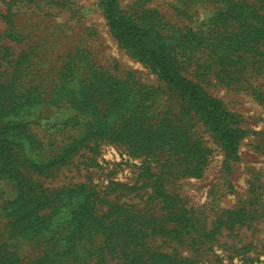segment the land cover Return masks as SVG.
<instances>
[{
    "label": "rangeland",
    "instance_id": "rangeland-1",
    "mask_svg": "<svg viewBox=\"0 0 264 264\" xmlns=\"http://www.w3.org/2000/svg\"><path fill=\"white\" fill-rule=\"evenodd\" d=\"M227 1L116 3L176 74L220 102L241 135L233 155L111 32L100 0H0V84L13 78L34 101L21 117L2 120L26 124L33 141L1 131L0 148L10 143L17 152L14 138L23 144L18 170L37 190L84 185L102 201L78 196L36 208L32 201L42 199L0 160V264H160L157 254L175 263L264 264V42H247L264 37H252L257 28L243 33L264 22V0H243L255 6L248 25ZM159 126L168 130L152 145L157 138L148 141L144 130ZM77 144L67 165L43 169ZM106 202H124L150 225L179 208L190 229L171 221L168 234L146 239L145 251L127 233L108 242L93 226L71 238L82 211L105 213Z\"/></svg>",
    "mask_w": 264,
    "mask_h": 264
},
{
    "label": "trees",
    "instance_id": "trees-1",
    "mask_svg": "<svg viewBox=\"0 0 264 264\" xmlns=\"http://www.w3.org/2000/svg\"><path fill=\"white\" fill-rule=\"evenodd\" d=\"M100 2L103 8L104 18L111 32L119 40H121L129 48H131V50L133 51L132 53L140 62L146 64L151 69L156 71L159 79L164 84H166L171 91L179 95L184 104L203 121V123L212 132L213 136L223 145L228 155L235 154L241 135L231 130L227 126V123L230 120V115L225 111L220 102L209 97L198 84H195L188 79L176 74L167 58L163 54H159L156 50L148 45L141 29L129 22L121 15V12L117 7L116 0H100ZM227 2H229L232 6H236V8L241 11L240 13L243 17V25H248V23H246L245 21L249 15L256 14L253 10L255 6L248 3L246 4L243 0H228ZM257 17L261 18L260 16ZM260 23L264 24V22ZM260 23H257L256 25H248L247 29L243 30V33H249L250 28H252L253 30L257 28V30L254 31L255 33L252 37L258 36L257 38H259V35L264 37V34L261 33L264 32V29L261 30ZM247 42L250 45H255V43L262 44L264 41L253 40L252 38ZM262 49L264 52V46H262ZM16 74L17 73L15 72L14 75ZM13 84V78L6 86H3L2 83L0 84L1 121L6 118H10V116L16 118L21 117V115L24 114L23 110H26L25 107H31V105L34 104V101L30 100L29 91L21 93ZM119 94L121 97H123L124 95V93L121 92H119ZM121 97L113 98L111 101V105L117 107V104H120L122 101ZM11 121L13 120L9 119L6 121H2L4 124H0V132H11L13 137H15L17 134L18 136L24 135L26 140H29L30 142L33 141L34 136L28 132L26 124L21 123L15 125L14 123L11 124ZM109 127L112 128L113 125L110 124ZM167 130L168 129L165 126H159L157 131L147 129L144 130V132L146 134L145 137H147L148 141L152 137L157 138L158 142H149L153 145L159 142L162 143L165 131ZM13 142L15 144V148L18 149L17 152H14L11 144L7 143L5 146H2V148H0V160L3 164L4 169H6V173H8L16 182L20 183L19 186L21 188H30L29 190L32 199H38L39 201H41L42 199V202H34L33 200L32 205L34 207L39 208L42 205H48L49 207H52V209H55L59 207V204L68 201L66 199H75L78 196L89 199L90 197L96 195L95 200H97V203L100 204L102 202L101 199L98 198V194H96V191H94L93 188H87L84 185H79L71 189L59 188L48 190L38 187L37 190V188H34L36 186L34 182H31L26 177V175L22 174L21 171L18 170L19 167L23 166L22 161L25 160V152L23 151L24 146L23 144L17 143L15 141V138ZM165 142L168 143L166 140ZM164 143L162 145H164ZM31 144L33 145V143ZM7 146H9V148ZM82 146V144H77V146L74 148L70 147L68 150H64L63 154L58 155V158H55L56 161L54 159L50 160L53 162L47 161L43 169L53 170L54 168V170H57L61 166L67 165L72 157L77 154L78 149ZM19 149L21 152H19ZM43 166L35 165L34 169ZM112 184L117 185L116 182H112ZM37 192L41 193V195L38 194L39 198L35 196ZM106 204L108 210L105 213L99 211L98 206H96L95 209L93 207L84 209L82 211L81 218L77 221L80 228L76 230L75 234L71 238L77 239L76 237H78V234H80L82 230H87L88 226H93L94 228H98L101 231L103 237L107 238L106 241H108L109 238H116L115 233H117L118 231L121 232V235H125L127 233L131 235L130 242H135L138 245H141V249H143V246L145 251L146 239H148L150 235L165 236L166 234H168V232H165V224H168L171 221L176 223L179 227H182L181 231H183L184 228L187 230L190 229L189 222L191 221V219L186 217L184 212H180L179 208L170 210L169 214H166L160 219H152V222L154 221V223L153 225H150V220L143 221L140 216L138 217V214H133V212L129 210L130 206L125 204L124 202L121 204L116 202H106ZM170 208H173L172 203L168 207V209ZM58 214L59 212L57 211V215ZM129 216H133L136 219H131L129 218ZM35 219L38 220L37 216H35ZM72 227L74 226H71V228ZM110 230H112V233L108 235L107 233ZM108 242H110V240ZM158 256L162 257V255L157 254V262H159L160 264H189L187 261H183L182 263H175L176 261L168 260L165 257H162V260L164 262H160Z\"/></svg>",
    "mask_w": 264,
    "mask_h": 264
}]
</instances>
